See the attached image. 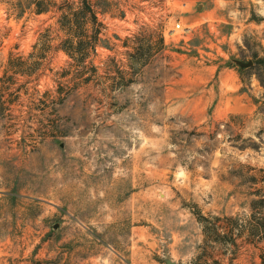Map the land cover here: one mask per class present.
<instances>
[{
	"label": "rangeland",
	"instance_id": "374dc122",
	"mask_svg": "<svg viewBox=\"0 0 264 264\" xmlns=\"http://www.w3.org/2000/svg\"><path fill=\"white\" fill-rule=\"evenodd\" d=\"M263 256L264 0H0V264Z\"/></svg>",
	"mask_w": 264,
	"mask_h": 264
},
{
	"label": "water",
	"instance_id": "95a60500",
	"mask_svg": "<svg viewBox=\"0 0 264 264\" xmlns=\"http://www.w3.org/2000/svg\"><path fill=\"white\" fill-rule=\"evenodd\" d=\"M238 64L242 67H249L252 65V61H249V62H238Z\"/></svg>",
	"mask_w": 264,
	"mask_h": 264
},
{
	"label": "trees",
	"instance_id": "16d2710c",
	"mask_svg": "<svg viewBox=\"0 0 264 264\" xmlns=\"http://www.w3.org/2000/svg\"><path fill=\"white\" fill-rule=\"evenodd\" d=\"M65 51H67V50H65ZM67 53H69L68 51H67ZM70 54V53H69ZM262 264H264V256H263V263Z\"/></svg>",
	"mask_w": 264,
	"mask_h": 264
},
{
	"label": "built area",
	"instance_id": "2783aa9c",
	"mask_svg": "<svg viewBox=\"0 0 264 264\" xmlns=\"http://www.w3.org/2000/svg\"><path fill=\"white\" fill-rule=\"evenodd\" d=\"M177 27H179V24H177Z\"/></svg>",
	"mask_w": 264,
	"mask_h": 264
}]
</instances>
